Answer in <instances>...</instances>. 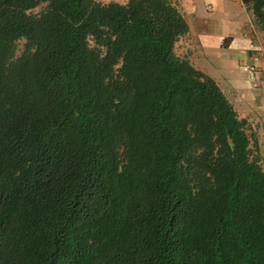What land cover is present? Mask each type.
Instances as JSON below:
<instances>
[{"label": "trees", "instance_id": "16d2710c", "mask_svg": "<svg viewBox=\"0 0 264 264\" xmlns=\"http://www.w3.org/2000/svg\"><path fill=\"white\" fill-rule=\"evenodd\" d=\"M187 29L170 0H0V264H264L257 148Z\"/></svg>", "mask_w": 264, "mask_h": 264}, {"label": "crops", "instance_id": "0c3cea01", "mask_svg": "<svg viewBox=\"0 0 264 264\" xmlns=\"http://www.w3.org/2000/svg\"><path fill=\"white\" fill-rule=\"evenodd\" d=\"M125 3L126 0H100ZM188 29L173 52L211 77L239 118L245 119L264 171V61L258 63L262 86L251 89L236 71L252 50L264 52V34L241 0H170Z\"/></svg>", "mask_w": 264, "mask_h": 264}, {"label": "built area", "instance_id": "2783aa9c", "mask_svg": "<svg viewBox=\"0 0 264 264\" xmlns=\"http://www.w3.org/2000/svg\"><path fill=\"white\" fill-rule=\"evenodd\" d=\"M245 56L246 60L240 64V69L246 75L250 88L257 89L262 86L257 65L259 62L264 61V52L252 50Z\"/></svg>", "mask_w": 264, "mask_h": 264}, {"label": "rangeland", "instance_id": "374dc122", "mask_svg": "<svg viewBox=\"0 0 264 264\" xmlns=\"http://www.w3.org/2000/svg\"><path fill=\"white\" fill-rule=\"evenodd\" d=\"M40 8L38 7V8H36V9H34L33 11H38ZM23 45H24V40L23 39H18L17 41H16V47H15V55H18V54H20V52L23 50ZM236 71H238V72H240L241 74H243L242 72H241V69H240V67H239V65H238V67L236 68Z\"/></svg>", "mask_w": 264, "mask_h": 264}]
</instances>
